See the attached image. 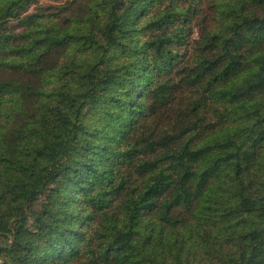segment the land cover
<instances>
[{
    "label": "trees",
    "instance_id": "16d2710c",
    "mask_svg": "<svg viewBox=\"0 0 264 264\" xmlns=\"http://www.w3.org/2000/svg\"><path fill=\"white\" fill-rule=\"evenodd\" d=\"M0 0V264H264V0Z\"/></svg>",
    "mask_w": 264,
    "mask_h": 264
},
{
    "label": "rangeland",
    "instance_id": "374dc122",
    "mask_svg": "<svg viewBox=\"0 0 264 264\" xmlns=\"http://www.w3.org/2000/svg\"><path fill=\"white\" fill-rule=\"evenodd\" d=\"M48 1L54 2L53 0H39V2L42 3V4H44V3L48 2Z\"/></svg>",
    "mask_w": 264,
    "mask_h": 264
}]
</instances>
